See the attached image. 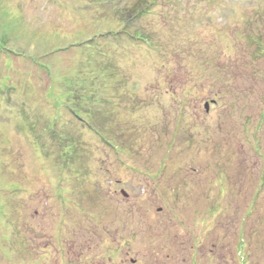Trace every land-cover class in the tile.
Here are the masks:
<instances>
[{
  "label": "rangeland",
  "instance_id": "374dc122",
  "mask_svg": "<svg viewBox=\"0 0 264 264\" xmlns=\"http://www.w3.org/2000/svg\"><path fill=\"white\" fill-rule=\"evenodd\" d=\"M0 264H264V0H0Z\"/></svg>",
  "mask_w": 264,
  "mask_h": 264
},
{
  "label": "trees",
  "instance_id": "16d2710c",
  "mask_svg": "<svg viewBox=\"0 0 264 264\" xmlns=\"http://www.w3.org/2000/svg\"><path fill=\"white\" fill-rule=\"evenodd\" d=\"M30 130H31V128H30Z\"/></svg>",
  "mask_w": 264,
  "mask_h": 264
}]
</instances>
